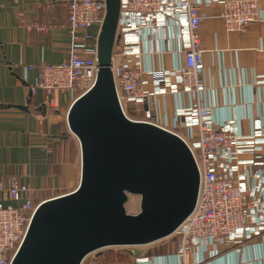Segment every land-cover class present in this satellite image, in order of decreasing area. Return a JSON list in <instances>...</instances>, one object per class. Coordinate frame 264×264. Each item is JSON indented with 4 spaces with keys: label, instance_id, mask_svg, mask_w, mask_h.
<instances>
[{
    "label": "built area",
    "instance_id": "obj_1",
    "mask_svg": "<svg viewBox=\"0 0 264 264\" xmlns=\"http://www.w3.org/2000/svg\"><path fill=\"white\" fill-rule=\"evenodd\" d=\"M69 45L61 62L38 64L31 94L42 92L44 109H54L56 96L71 103L93 84L98 72L97 42L104 19V0H65ZM203 0H120L111 59L112 81L119 109L133 122L155 125L186 144L199 176L194 209L165 240L180 264H205L209 247L250 240L264 231V99L261 113L251 118L244 135L238 119L216 121L205 103L208 80L204 48L199 41ZM220 6L218 17L228 33L261 19L256 0H207ZM43 31L41 25H31ZM93 28L90 33L89 29ZM172 50V66L164 55ZM26 66L24 71H33ZM264 86V80L260 82ZM158 95L178 99L172 125L162 127L155 114ZM180 98L184 104H180ZM71 105V104H70ZM246 156L247 160H241ZM246 164L250 176L240 174ZM0 182V264H11L37 207L29 187L16 176ZM156 244V243H153ZM150 245V244H149ZM147 245L140 246L146 247ZM140 247H130L137 264L148 262Z\"/></svg>",
    "mask_w": 264,
    "mask_h": 264
},
{
    "label": "crops",
    "instance_id": "obj_2",
    "mask_svg": "<svg viewBox=\"0 0 264 264\" xmlns=\"http://www.w3.org/2000/svg\"><path fill=\"white\" fill-rule=\"evenodd\" d=\"M262 14L241 31L224 30L220 6L203 0L198 28L208 80L205 103L215 120L238 119L244 135L252 116L261 113L264 99V0H256ZM41 25L36 31L31 25ZM93 32V28L89 29ZM65 0H0V182L16 176L27 184L34 204L72 192L79 184L80 147L66 125L72 98L56 96L54 109H44L42 92L31 94L38 64L67 58L69 45ZM163 58L171 68L172 50ZM34 67L24 71V67ZM178 99L158 95L155 114L162 127L172 125ZM180 104L184 99L180 98ZM242 156L241 160H247ZM240 174H250L244 164ZM4 205L12 203L0 195ZM205 264H264V231L250 240L209 247ZM149 263V259L148 262ZM150 264V263H149ZM151 264H180L174 257L156 256Z\"/></svg>",
    "mask_w": 264,
    "mask_h": 264
},
{
    "label": "water",
    "instance_id": "obj_3",
    "mask_svg": "<svg viewBox=\"0 0 264 264\" xmlns=\"http://www.w3.org/2000/svg\"><path fill=\"white\" fill-rule=\"evenodd\" d=\"M104 1L94 84L66 112L80 147L79 184L37 207L11 264H81L107 247L153 244L194 209L199 176L186 144L119 109L110 67L120 0ZM130 195L139 196L136 214L125 210Z\"/></svg>",
    "mask_w": 264,
    "mask_h": 264
},
{
    "label": "rangeland",
    "instance_id": "obj_4",
    "mask_svg": "<svg viewBox=\"0 0 264 264\" xmlns=\"http://www.w3.org/2000/svg\"><path fill=\"white\" fill-rule=\"evenodd\" d=\"M138 205L139 196L130 195L125 203V210L130 214H136L139 212ZM171 246V241L165 240L147 245L146 247H140V249L141 254L149 258V263L151 264L156 256H167L169 253H172ZM129 250H131L130 247H107L106 249L91 252V254L84 258L81 264H137L136 257L130 254Z\"/></svg>",
    "mask_w": 264,
    "mask_h": 264
},
{
    "label": "trees",
    "instance_id": "obj_5",
    "mask_svg": "<svg viewBox=\"0 0 264 264\" xmlns=\"http://www.w3.org/2000/svg\"><path fill=\"white\" fill-rule=\"evenodd\" d=\"M128 252L130 253V251H128ZM129 253H128V254H129ZM130 254H131V253H130Z\"/></svg>",
    "mask_w": 264,
    "mask_h": 264
},
{
    "label": "bare ground",
    "instance_id": "obj_6",
    "mask_svg": "<svg viewBox=\"0 0 264 264\" xmlns=\"http://www.w3.org/2000/svg\"><path fill=\"white\" fill-rule=\"evenodd\" d=\"M113 54V53H112ZM112 59V58H111Z\"/></svg>",
    "mask_w": 264,
    "mask_h": 264
}]
</instances>
